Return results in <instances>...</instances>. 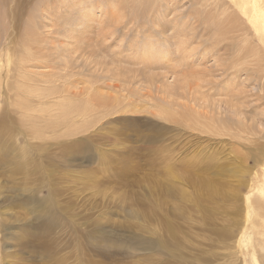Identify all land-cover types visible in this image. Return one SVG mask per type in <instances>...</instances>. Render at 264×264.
Returning <instances> with one entry per match:
<instances>
[{
	"label": "rangeland",
	"instance_id": "obj_1",
	"mask_svg": "<svg viewBox=\"0 0 264 264\" xmlns=\"http://www.w3.org/2000/svg\"><path fill=\"white\" fill-rule=\"evenodd\" d=\"M11 1V61L28 44L43 55L32 71L57 86L65 114L31 128L17 98L0 97L10 129L1 154L12 163L0 166V264H253L248 235L264 264V81L236 53L250 40L238 48L243 37L218 36L195 0H155L148 15L123 0H50L27 44L33 4ZM234 43L217 58L215 44ZM233 63L245 71L223 75ZM213 116L230 132L206 129Z\"/></svg>",
	"mask_w": 264,
	"mask_h": 264
},
{
	"label": "bare ground",
	"instance_id": "obj_2",
	"mask_svg": "<svg viewBox=\"0 0 264 264\" xmlns=\"http://www.w3.org/2000/svg\"><path fill=\"white\" fill-rule=\"evenodd\" d=\"M11 0H0V97H2L1 95H3L4 97L6 96H10L12 98V95H14L17 99L15 102V109L18 110L17 113L19 115L22 116V118L26 119L25 121V125H29L31 128H35L36 125L41 121L43 122H52L51 119L50 121L47 119L49 117H57L58 120H60V118L62 117V115L64 116L65 114V99H62L60 97V95L58 96L57 94H59L57 92L58 88L56 85H53L52 82H50L49 80L47 81L46 79V75L45 74H40V73H35V70L32 71V69H37V68H45V62L42 61L43 59V55H40L38 57H36L35 55H33L31 53V48H30V44H28V42L33 41L34 40V27H33V21L35 19V17L40 14L43 16H46V14L48 13V6L50 3V0H29L30 3L33 4L32 6V10H31V16L33 17V19H31L30 23H28L25 26V29L22 31V39L25 40V42H27V44L29 46H26V57L23 58V60H21L20 57V62L16 63H12V59L10 58V55L8 54L9 51H7V44L12 41V39L10 38L11 35V31H12V26H7L8 23H4L7 20H9V12H7L6 7H8L7 5L10 3ZM25 1V0H24ZM81 1V0H80ZM111 1V0H109ZM124 1V5L125 7L130 6L129 2H132V4L135 6H137L136 4H139L141 7L140 12L142 14H146L148 15V13H151L152 11V7L155 3V0H123ZM196 4L201 5L202 7H206L208 10V15H207V24L215 26L214 28H216V31L218 32V36L221 35L222 32H219V30H223L227 31V40L230 39V37H228V35H232V40H240L241 37H243L242 41H240L241 43L237 42V46L238 48L240 46H242L241 48H243V46H245L244 44H247V40H250L249 44H251V46L248 44V46L250 47V49L248 48V46L246 47L245 53H244V49L241 50L240 54L238 52L237 53V57L239 55V57L241 59H246V60H251L253 61L252 63L248 62L249 65L255 63L257 65V69H256V74L259 80H263L264 81V0H195ZM12 2V1H11ZM16 2V1H15ZM69 2V1H68ZM138 2V3H137ZM149 2V3H147ZM17 3V2H16ZM15 3V4H16ZM35 3V4H34ZM81 3V2H80ZM84 3V2H83ZM14 4V2H13ZM25 4V3H24ZM58 4V3H57ZM82 4V3H81ZM146 4V5H144ZM101 5V4H100ZM122 3L120 5V7L124 6ZM200 6V7H201ZM11 7V5H10ZM16 8V7H15ZM18 8V6H17ZM24 9V6L23 8ZM52 10V8H50ZM115 12L118 10L117 7L114 8ZM136 9V8H135ZM138 6L137 9L138 10ZM202 9V8H201ZM19 10V9H18ZM85 10V9H84ZM88 10V9H87ZM199 10V9H198ZM10 11V10H8ZM86 11V10H85ZM121 11V10H120ZM118 13H121V12ZM19 12V11H18ZM87 12V11H86ZM137 12V11H136ZM139 12V10H138ZM92 13V12H91ZM13 14V13H12ZM69 14V13H68ZM15 15V13H14ZM41 15V16H42ZM84 15V13H83ZM197 15H199V13H197ZM11 16V15H10ZM86 16V15H85ZM200 16V15H199ZM91 17V16H90ZM118 17V16H117ZM120 17V16H119ZM124 18L125 15H121V18ZM201 17V16H200ZM93 18V17H92ZM120 18V19H121ZM122 18V19H123ZM197 19V18H196ZM74 20V19H73ZM205 20V19H204ZM214 20V21H213ZM11 21V20H10ZM15 21V20H14ZM89 21V20H88ZM176 21V18L172 24V26H175L174 24ZM180 21V20H179ZM202 21V20H201ZM83 22V21H82ZM80 22V24L82 23ZM86 22V21H85ZM84 22V23H85ZM115 22V21H114ZM113 21L110 22V24H115L116 22H119V20L117 19V21L114 23ZM178 22V21H177ZM77 23V22H76ZM179 23V22H178ZM212 23V24H211ZM11 25V24H10ZM35 25V22H34ZM184 26V25H183ZM204 26V25H203ZM206 26V24H205ZM77 28V27H76ZM173 28V27H172ZM175 28H178L177 25L175 26ZM227 30H226V29ZM182 31V30H181ZM223 31V32H224ZM173 32V31H172ZM175 32V30H174ZM180 32V31H179ZM183 33V32H182ZM217 34V33H216ZM226 34V32H224V35ZM183 35V34H182ZM241 36V37H240ZM216 37V36H215ZM221 37V36H220ZM181 38V37H180ZM224 38V37H223ZM176 39V38H175ZM27 40V41H26ZM43 40V39H41ZM223 40V39H222ZM226 40V39H225ZM224 40V41H225ZM231 40V41H232ZM237 40V41H238ZM181 41V40H180ZM24 42V43H25ZM44 42V40L42 41ZM41 42V43H42ZM223 43V41H220ZM226 42V41H225ZM224 42V43H225ZM244 42V43H242ZM218 43V42H216ZM221 43V44H222ZM26 44V43H25ZM228 44V43H227ZM226 44V45H227ZM201 45V44H200ZM216 45V44H215ZM214 45V52L216 53V55L218 54L219 57L217 58H223V56L225 54L231 53L232 50H234V48L236 47V43H234V45L232 44V46L230 47H226L225 50L223 51H217L215 50V46ZM219 45V44H218ZM228 46V45H227ZM213 47V45H212ZM220 47V46H219ZM210 48V47H209ZM218 48V47H217ZM216 48V49H217ZM224 49V48H223ZM249 49V50H247ZM209 50V49H208ZM207 52H210L208 51ZM211 50V49H210ZM212 50L211 53H214ZM219 50V49H218ZM237 50V49H236ZM147 51V50H146ZM196 51V50H195ZM206 51V49H205ZM204 51V52H205ZM240 51V50H238ZM15 52V51H14ZM153 52V51H152ZM6 53L8 61L7 64H3L1 61H3V57ZM11 53V52H10ZM39 53V52H38ZM214 53V54H215ZM235 53V52H234ZM244 53V54H242ZM14 54V53H13ZM36 54V53H35ZM190 54H192V51L190 52ZM233 54V53H232ZM214 55V56H216ZM235 55V54H234ZM203 56V55H202ZM213 56V55H212ZM209 58V57H208ZM18 59V58H17ZM218 59V60H219ZM238 59V58H237ZM237 59L235 61H237ZM222 60V59H221ZM232 60V59H229ZM17 61V60H16ZM183 61V60H182ZM228 61V60H227ZM4 62V61H3ZM229 62V61H228ZM231 62V61H230ZM242 62V61H241ZM247 62V61H246ZM45 63V64H44ZM240 63V62H239ZM247 64V63H246ZM220 65V64H218ZM223 65V64H222ZM217 66V65H216ZM221 66V65H220ZM244 65L243 64H237V63H233L230 64L227 68H224V74L226 75L227 73H233L231 76H233L234 74L236 75L237 73L241 74V71H245V69H243ZM248 66V65H247ZM254 66V65H253ZM252 66V67H253ZM221 68V67H220ZM253 69V71H254ZM213 70V69H212ZM252 70V69H248ZM221 71V70H220ZM215 72V71H214ZM218 72V70H217ZM198 73V72H197ZM213 73V72H212ZM223 73V72H222ZM252 73V72H251ZM254 73V72H253ZM37 74L41 77L40 82L36 85H32L29 84L30 82L34 83L33 81L35 80V78L38 79ZM216 74V73H215ZM202 75V74H201ZM218 75V74H217ZM248 75V74H247ZM157 76V75H156ZM164 77V76H163ZM201 77V76H200ZM234 77V76H233ZM46 78V79H44ZM235 78V77H234ZM36 79V80H37ZM44 79V80H43ZM150 79V78H149ZM164 79V78H163ZM203 79V78H202ZM249 79V78H248ZM39 80V79H38ZM256 80V79H255ZM261 82V81H260ZM50 85L51 87L47 86ZM263 83L261 82V85ZM182 85V84H181ZM186 86V85H185ZM264 86V85H263ZM262 88V86H261ZM224 89V88H223ZM263 89V88H262ZM261 89V90H262ZM165 92L167 94H170L172 91H170V89H168V87H165ZM56 96V99H51L50 98L52 96ZM233 97V96H232ZM236 97V96H234ZM5 99V98H4ZM260 100L264 99V96H261L259 98ZM238 100V99H236ZM9 101V100H7ZM57 101L58 104L56 105L54 102ZM34 102H36L37 105H32ZM52 103H54L53 105H51ZM13 104V103H12ZM171 105V104H170ZM13 106V105H12ZM10 107V106H9ZM38 107V110L35 108ZM52 107H56V110H52ZM221 110V109H220ZM71 111V110H70ZM74 111V110H73ZM199 112V111H198ZM14 113V112H12ZM38 113V114H36ZM190 113V112H189ZM223 113V112H222ZM196 114V118H197V113ZM200 114V113H199ZM220 114V113H219ZM81 116V114H79ZM87 115V114H86ZM163 115V114H162ZM186 115V114H185ZM8 116V115H7ZM6 115H1V119H0V166H2L3 164L5 165H10L12 164L11 162H8V160L6 158H3V155L1 153L2 152V148L6 145V143H4V138H3V133H9L10 129L7 126V120H9ZM20 116V118H21ZM83 116V115H82ZM190 116V115H189ZM188 116V117H189ZM84 117V116H83ZM217 117V116H216ZM219 117V116H218ZM230 117V115H229ZM65 118V117H64ZM241 118V116H240ZM55 119V118H54ZM84 119V118H83ZM198 119V118H197ZM23 120V119H22ZM48 120V121H47ZM64 120V119H63ZM168 120V119H167ZM194 120V119H193ZM199 120V119H198ZM195 121V120H194ZM27 122V123H26ZM59 122V121H58ZM57 121L56 123L59 124ZM201 122V121H200ZM220 122V124H219ZM52 123H55L54 121ZM50 123V124H52ZM232 124V122H230ZM198 125V127L200 126L199 122H195V125ZM216 124H218L219 127H216ZM23 125V124H22ZM45 125V124H44ZM53 125V124H52ZM191 125V124H190ZM235 125V124H234ZM42 126V125H41ZM39 126L43 131H48L46 130L45 126L44 129ZM228 123L225 122V120L222 119H215L214 116L211 118V120L208 122L207 125H205L206 129H211L212 132L214 131L215 134L217 133L218 135H224V131L230 132L227 128ZM232 126V125H231ZM239 126V125H238ZM29 127V131L33 130L34 132H36L34 129H31ZM192 127V126H191ZM198 127H194V129H198ZM204 127V126H203ZM213 127V129H212ZM236 126H232V128H235ZM241 125L238 127L240 128ZM246 126L243 127V130L247 129L245 128ZM38 128V126H37ZM245 128V129H244ZM39 129V130H41ZM205 129V128H204ZM233 129V131H235ZM238 130V129H237ZM240 130V129H239ZM238 130V132H239ZM242 130V131H243ZM33 131L30 133L32 134ZM38 131V129H37ZM232 131V130H231ZM246 131V130H245ZM40 132V131H39ZM38 133V132H37ZM208 133V132H207ZM224 133V134H223ZM234 133V132H233ZM242 133V132H241ZM244 133V131H243ZM246 133V132H245ZM249 134V132H247ZM43 134V133H42ZM41 134L38 135L40 138L43 136ZM214 134V135H215ZM230 134V133H229ZM236 134V132H235ZM240 133H238V135H235L236 139L237 136H239ZM250 135V134H249ZM229 136V135H227ZM234 136V134H233ZM241 136V135H240ZM225 137V136H224ZM39 138V139H40ZM230 138H232L230 136ZM242 138V136H241ZM244 139V136H243ZM239 140V139H238ZM241 140V139H240ZM248 140V139H247ZM7 141V140H6ZM7 147H9V143H7ZM14 148V147H13ZM5 149V148H4ZM17 149V148H16ZM6 151V149H5ZM17 153V152H16ZM5 155V153H4ZM20 155V154H19ZM21 158V157H20ZM3 160V161H2ZM11 160V159H10ZM14 161V160H13ZM4 162V163H3ZM12 166V165H11ZM14 166V165H13ZM264 166V165H263ZM14 168V167H13ZM263 168V167H262ZM18 169V168H17ZM263 171V170H261ZM260 171V172H261ZM258 172V171H257ZM259 172V173H260ZM263 173V172H262ZM259 175V174H258ZM255 176V175H254ZM260 176V175H259ZM261 178V177H260ZM264 179V173H263V178L262 181ZM258 180V177H257ZM258 182V181H257ZM251 186V185H250ZM255 191V190H254ZM258 191L261 192V194L264 195V185L263 187L259 188ZM20 192V194H17L15 197L19 198V197H23L25 196V192L26 191H15V194ZM252 194V193H251ZM49 195H52L53 197H55L54 191H49ZM259 195V194H258ZM262 195V196H263ZM261 197V196H260ZM259 197V198H260ZM26 202L28 203H34V196L32 197H25ZM261 199V198H260ZM259 199V200H260ZM1 200V198H0ZM253 201V199H251ZM256 200V199H255ZM258 202V201H257ZM261 202V201H260ZM253 204V203H252ZM263 204V203H261ZM255 205V204H254ZM261 209L263 210L262 206ZM5 211V210H4ZM261 211V210H260ZM259 212V211H258ZM257 212V213H258ZM249 213V212H248ZM4 214V213H3ZM252 214V213H251ZM254 215V214H253ZM249 216V215H248ZM254 219V218H253ZM251 219V221L253 220ZM264 220V219H263ZM18 221V220H17ZM259 221V220H258ZM16 222V221H15ZM258 223V222H257ZM256 223V224H257ZM254 224V223H253ZM42 226V225H41ZM255 226V225H254ZM5 229V228H4ZM255 229V228H254ZM257 229V228H256ZM24 231V230H23ZM257 231V230H256ZM255 231V232H256ZM264 232V231H263ZM6 234V233H5ZM27 235V234H24ZM23 235V236H24ZM31 235V234H30ZM29 235V236H30ZM33 236V234L31 235ZM41 236V235H40ZM38 237L42 244L43 247L45 245H48V239L43 240L42 237ZM264 236V234H263ZM36 237V236H35ZM34 237V239H35ZM262 237V236H261ZM259 238V236H258ZM30 240V238H29ZM240 240V239H239ZM1 242V241H0ZM260 242V241H259ZM142 243V242H141ZM40 245V241H37L36 245ZM140 244V243H139ZM143 244V243H142ZM140 244V245H142ZM146 244V243H145ZM244 244L246 245V250L248 245H251V259H252V263L253 264H258L257 262V256H256V249L253 246V241L252 238L248 235L245 238ZM148 245V244H147ZM32 246V245H31ZM151 246V245H150ZM144 248V246H142ZM145 248L146 245H145ZM263 249V247H262ZM259 250V249H258ZM264 250V249H263ZM259 252V251H258ZM249 255V254H247ZM46 256V255H45ZM264 259V258H263ZM1 262V261H0Z\"/></svg>",
	"mask_w": 264,
	"mask_h": 264
}]
</instances>
